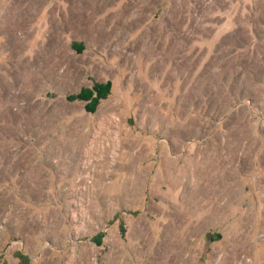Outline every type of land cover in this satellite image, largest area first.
<instances>
[{"label":"rangeland","instance_id":"rangeland-1","mask_svg":"<svg viewBox=\"0 0 264 264\" xmlns=\"http://www.w3.org/2000/svg\"><path fill=\"white\" fill-rule=\"evenodd\" d=\"M0 264H264V0H0Z\"/></svg>","mask_w":264,"mask_h":264},{"label":"trees","instance_id":"trees-1","mask_svg":"<svg viewBox=\"0 0 264 264\" xmlns=\"http://www.w3.org/2000/svg\"><path fill=\"white\" fill-rule=\"evenodd\" d=\"M77 46L81 48V46L76 45L75 43L72 44V47L74 49L77 48ZM79 50H81V49H79ZM92 92H93V94H92ZM92 92L88 91L87 89H83L80 91V93L76 94L75 96H72L71 100L72 101H79V100L82 101V100H86V96L94 95L95 98L93 99L92 102H93V106H95L96 103H98L97 101L104 99L107 96V94L109 92V85H106V87H104V88H102L101 86H99V87L94 86ZM87 109H88L87 110L88 112H90V113L93 112L92 109H89V108H87Z\"/></svg>","mask_w":264,"mask_h":264}]
</instances>
